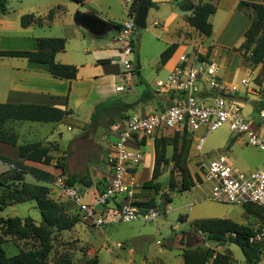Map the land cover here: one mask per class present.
<instances>
[{
	"label": "rangeland",
	"instance_id": "obj_1",
	"mask_svg": "<svg viewBox=\"0 0 264 264\" xmlns=\"http://www.w3.org/2000/svg\"><path fill=\"white\" fill-rule=\"evenodd\" d=\"M167 10L168 5H164L161 13L151 12L147 19V28L138 29L136 53L131 58L136 71H141V76L134 75L133 85L130 86L129 92H127L130 100L128 103L140 102L143 85L147 84L153 92H157L155 83L160 80L165 81L168 77V71L160 63L168 35L162 32L161 26L154 24L155 21L162 20L165 17ZM188 18H186L187 22ZM84 34L85 38H82V40L85 44L88 42L90 52H72V56L77 59L74 61H79L78 63H82V65H88V62L94 57L92 51L97 48L96 44L101 43L105 47L106 44L113 43L114 34L109 32L102 36H95L85 31ZM186 35L184 46L193 47L195 52H192V54H197L200 57L210 56V52H199L200 47L197 48V46L203 45L204 42L199 36L194 37L191 29L186 32ZM250 53L251 51L236 52L235 56L241 57L239 58L241 69L232 71V73L228 72L227 79L240 83L242 78L251 75L250 87L256 88L254 77L257 78L262 65L254 66L248 59ZM223 57H226V54ZM120 59H116L118 63H121ZM139 64L142 67L140 70ZM86 67L85 74L88 75V66ZM101 70L103 71L105 68ZM139 81L143 82V85ZM107 82V78L102 79L101 82L97 81V86ZM162 106L161 97L153 93L149 101L137 103L127 115L158 112ZM256 106L257 103L254 107L256 108ZM250 107L251 104L245 103L243 114L249 119H255L256 115L251 114ZM88 109V103L84 104L79 116H73L68 123L60 127L63 136L62 143H68V145L55 153L50 166H38L48 171L54 178L62 176V174L67 179L76 176L86 182L91 181L94 187L104 188L110 167L109 156L112 145L116 142V137L113 134L109 135L112 132V126L98 129L89 128L88 126L82 130L78 122L85 124L88 121ZM119 122L122 123L123 121L117 120V123ZM69 126H71V130H68ZM201 137L206 138L202 152L198 153L195 145ZM161 138H166V142L172 146L167 148L165 154L167 162L164 163L163 172L165 173L160 179L163 183L160 194L156 195L153 190H145L141 186L151 176L152 171L148 167L151 164V159L146 158L145 155L148 154L151 157L154 155L153 146L145 148L146 152L143 151L144 161L141 166L137 170H131V173H141V177L134 187V198L145 202L155 198L161 217L154 222L135 221L100 229L79 221L71 230L61 232L53 230L51 250L45 264H83L86 260L96 256L99 259V264H142L147 257L154 260L160 259L164 264H183L180 253L184 249L197 248L213 250L215 257L223 255V261H220L219 264H246L243 253L238 246L228 241L224 243L211 241L208 234L191 227V221L195 219H227L237 225L249 226L256 231L261 224L258 209L255 206H250L252 211L248 212L243 206L222 204L207 198H198L195 191L182 193L180 173L175 174L177 186L174 190H171L169 187L171 169L173 168L171 159L175 145L180 150L184 142L191 140L189 162L195 176L200 159L209 160L219 154L225 155L238 170L253 172L264 167V152L247 145L243 138L234 137L227 125L208 135L204 131H199L194 136L187 134L186 137L182 132L155 135L152 139L155 147L156 141ZM56 165H63L65 173H62L61 168L55 169ZM26 179L30 183H41L29 174ZM83 186L80 183L78 184L80 188H85ZM0 195H2L1 191ZM169 198H174L171 204L168 203ZM2 202L0 200V244L6 256L11 258L21 253L41 251L43 244L38 237L39 234H35L32 228L43 225V217L36 202L28 201L11 205ZM135 202L137 201L135 200ZM59 204L65 215L77 216V210L71 204L64 201L59 202ZM186 216L189 217V221L184 220ZM229 236L231 235L227 234L225 238L227 239ZM158 242H161V244H158ZM116 244L122 245L118 247ZM215 257L210 259L208 263L212 264ZM152 264L157 263L152 262Z\"/></svg>",
	"mask_w": 264,
	"mask_h": 264
},
{
	"label": "crops",
	"instance_id": "obj_2",
	"mask_svg": "<svg viewBox=\"0 0 264 264\" xmlns=\"http://www.w3.org/2000/svg\"><path fill=\"white\" fill-rule=\"evenodd\" d=\"M153 1L158 4L159 9H149L147 19L151 12L155 11L159 14L162 12V7L168 5L165 17L154 22V24L157 23L158 26H161L163 33L168 35L162 52L170 46L176 45L175 53L165 65L161 63L160 59V63L168 71V75L177 64L181 54L195 52L193 47L184 46L186 32L191 29L193 36H199L204 42L203 45L197 46V48L200 47L199 52H210L209 57L223 66V78L233 83L232 79H227V77L232 71L241 69L239 65V58L241 57L238 58L235 55L236 52H242L239 51V48L245 41V34L251 26L250 15H253L251 11L239 10L238 6L241 2L264 4V0H192L195 6L208 4L216 8V12L209 17V22L213 26V33L210 37L202 35L187 22L186 18L190 17L193 11L183 12L180 10V6L186 0ZM73 3L70 0H8L7 8L9 12L7 14L0 12V51H36L40 39H64L66 41L65 49L56 55V63L78 68L76 80L69 82L54 78L46 64L32 63L21 57H0V104L40 105L70 111V114L59 123L10 121L7 124L8 129L14 130L18 134L19 145L39 143L43 147H48L50 155L53 157L61 148H66V145H68V143H62L63 136L60 127L68 123L73 116H79L84 104L88 103L87 113L89 119L85 124L78 122L82 130L89 126L94 108L98 103L108 99H121L126 103L130 102L127 92H129L130 86L133 85V83L125 85L122 80V73L124 72L123 58L120 55V45L115 40L122 23L131 15V4L127 3L126 0H86L82 4ZM52 10H55L54 19L51 23H47L45 19ZM25 15L42 18L44 23L42 25L34 23L28 27H23L21 18ZM94 26L95 29H93ZM84 31L95 36H102L109 32L114 34L113 43H108L105 47L101 43L96 44L97 48L92 51L94 57L88 62V65H82V63H78L79 61H74L77 59L72 56V52H90L88 42L85 44L82 40V38H85ZM224 54H226V57H223ZM118 58H121V63L117 62L116 59ZM233 58L234 60H232ZM100 60H110L111 62L109 64H99L98 61ZM86 66H88V75L85 74ZM103 68L105 70L102 71ZM141 68L139 64V70ZM136 75L141 76V71H136ZM106 78L108 80L106 84L97 86V81L101 82L102 79ZM139 82L143 85V82ZM143 86L145 88V85ZM120 87H124V90H120ZM250 96L251 94L241 93L235 99L242 106L245 103L251 104V114L256 115L255 111L259 106V101H257L256 96L252 95V98ZM160 97L164 104V98ZM115 127L112 126V132L109 135H115ZM68 130H71V126L68 127ZM159 135L156 134V136ZM154 137L142 136L139 139V146L142 151L146 152L145 148L154 147L152 157L148 154L145 155L146 158L151 159V164L148 166L151 171H153L156 160V147L152 141ZM0 156L18 160L19 147L0 142ZM189 168L195 179L190 162ZM9 169L10 166L0 160V175ZM164 173L162 172V175ZM178 173L181 174L179 170H175L174 175ZM110 174V170H108L106 184ZM162 175L159 178L160 182ZM132 177L136 184L141 177V173H132ZM151 177L152 172L150 178L146 181H149ZM100 190L94 186L88 188V200ZM155 201L157 202L156 199ZM133 202L136 205L145 201L133 197ZM156 208L158 207L156 206ZM184 220L189 221V217H184ZM197 220L201 219L191 221V227L192 223ZM183 252L180 253V256L183 264H185ZM153 260L147 257L142 264H152V262L164 264L160 259Z\"/></svg>",
	"mask_w": 264,
	"mask_h": 264
},
{
	"label": "built area",
	"instance_id": "obj_3",
	"mask_svg": "<svg viewBox=\"0 0 264 264\" xmlns=\"http://www.w3.org/2000/svg\"><path fill=\"white\" fill-rule=\"evenodd\" d=\"M126 2L131 4L132 0ZM135 16L136 13L131 14L121 25L115 39L123 58L125 85L132 84L136 74L131 58L138 42ZM254 80L256 88L250 87L251 76L242 78L240 83H230L223 78V66L216 60L192 52L181 54L167 79L155 83V93L164 98L160 111L134 114L114 125L116 142L109 156L111 174L106 186L88 200V188L69 185L66 177L57 176L49 183L51 197L55 201L70 202L81 222L96 229L156 221L161 217L158 208L141 207L133 202L136 184L131 170H137L144 161L139 139L185 130L193 136L199 131L208 135L227 125L234 137L243 138L247 145L264 152V108L259 105L264 101V82L259 84L256 76ZM241 93L254 95L259 101L255 119L244 116L242 104L235 99ZM205 138H199L195 145L198 153L202 152ZM198 163L191 190L198 198L237 206L253 204L261 209L262 222L249 242L263 247L254 264H264V167L242 172L223 154L209 160L200 159Z\"/></svg>",
	"mask_w": 264,
	"mask_h": 264
},
{
	"label": "trees",
	"instance_id": "obj_4",
	"mask_svg": "<svg viewBox=\"0 0 264 264\" xmlns=\"http://www.w3.org/2000/svg\"><path fill=\"white\" fill-rule=\"evenodd\" d=\"M8 0H0V12L7 14ZM76 4H82L86 0H70ZM140 5L146 6L148 9H159L157 3L153 0H132L130 13L135 14ZM239 10L248 12L250 15L251 26L245 34V41L239 48V51H251L248 59L254 66L262 65L256 81L259 84L264 82V4L241 2L238 6ZM216 12V8L211 5H196L192 15L188 18V23L196 28L202 35L210 37L213 33V26L209 22V17ZM55 10L50 11L46 17L47 23L53 21ZM42 25L44 19L35 17L34 15H25L21 18V25L28 27L32 24ZM66 41L64 39H40L38 40V49L36 51H0V57H21L26 58L32 63L46 64L49 67L50 74L60 80L72 82L76 80L78 68L71 65H62L56 63V55L65 49ZM176 50V45L170 46L161 55V63L165 65L173 56ZM110 60H100L99 64H109ZM153 91L146 84L140 102L151 99ZM140 102L126 103L121 99H108L98 103L91 116L89 128L98 129L101 127H110L117 124V120L125 121L128 119L127 113ZM261 108H264V101L259 103ZM70 111L51 108L40 105L26 104H0V142L19 147V159L13 160L4 156H0V160L10 166V169L0 175V200L6 205L15 203H24L35 201L38 209L43 217V225L40 227H32L33 231L38 233L41 239L43 249L39 252L30 251L21 253L15 257L8 258L0 244V264H45L51 250V235L52 231L58 232L68 231L75 227L80 220L79 215L70 217L65 215L63 208L60 206V201H55L50 195L49 183L54 180L52 174L38 165L50 166L54 157L50 155V149L43 147L39 143L19 145L18 134L14 130L7 128L10 121H30L36 123H59ZM184 137L191 134L185 130L182 132ZM192 135V134H191ZM193 136V135H192ZM166 138H161L156 141V160L154 162L152 177L146 181L142 188L145 190H153L156 195H159L162 189V183L159 178L163 172L164 163L167 162L165 157L167 148L172 146L168 144ZM174 141V140H173ZM176 142V141H175ZM173 143V145L175 144ZM192 141L184 142L180 148L174 146L171 163L169 186L174 190L177 186L175 178V170H179L182 175L181 192L191 191L195 185V179L189 168V156L191 153ZM61 168L62 173L64 166H55V169ZM31 175L41 183H30L27 181V175ZM64 177V175L62 174ZM67 179V178H66ZM69 185L82 184L85 188H91L94 185L91 181H85L82 178L72 176L67 179ZM103 189V188H99ZM173 201L168 199V203ZM66 202V201H65ZM71 204L70 202H67ZM72 205V204H71ZM138 206L156 207L155 199L148 202L137 203ZM73 206V205H72ZM250 206H255L259 211V216L262 222L261 209L253 204L243 206L246 211L251 212ZM74 207V206H73ZM75 208V207H74ZM192 227L204 234H208L211 241L224 243L226 241L240 248L245 258L246 264H254L259 258L263 250L261 245H252L249 238L254 234V230L245 225H237L227 219H202L194 221ZM230 234L229 238H225ZM215 252L210 249L197 248L193 250H184L183 258L185 264H208L209 260L214 258ZM223 255L215 257L212 264H219ZM83 264H99L98 257L86 260Z\"/></svg>",
	"mask_w": 264,
	"mask_h": 264
},
{
	"label": "water",
	"instance_id": "obj_5",
	"mask_svg": "<svg viewBox=\"0 0 264 264\" xmlns=\"http://www.w3.org/2000/svg\"><path fill=\"white\" fill-rule=\"evenodd\" d=\"M195 9L194 2L192 0H186L181 6L180 10L183 12H192ZM149 9L144 6L140 5L136 16H135V25L138 27V29H146L147 27V17H148ZM95 29V26L93 27Z\"/></svg>",
	"mask_w": 264,
	"mask_h": 264
}]
</instances>
